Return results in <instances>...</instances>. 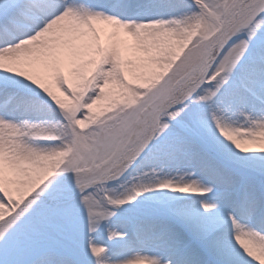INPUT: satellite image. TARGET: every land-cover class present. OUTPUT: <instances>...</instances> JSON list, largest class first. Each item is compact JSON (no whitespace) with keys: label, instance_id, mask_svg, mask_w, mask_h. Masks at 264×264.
<instances>
[{"label":"snow or ice","instance_id":"snow-or-ice-1","mask_svg":"<svg viewBox=\"0 0 264 264\" xmlns=\"http://www.w3.org/2000/svg\"><path fill=\"white\" fill-rule=\"evenodd\" d=\"M0 264H264V0H0Z\"/></svg>","mask_w":264,"mask_h":264}]
</instances>
